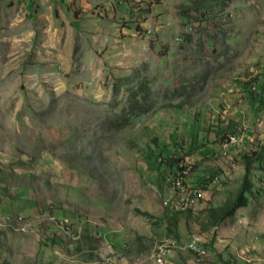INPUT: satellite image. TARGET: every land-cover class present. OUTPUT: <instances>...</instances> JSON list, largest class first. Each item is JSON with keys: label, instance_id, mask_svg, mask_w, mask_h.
Here are the masks:
<instances>
[{"label": "rangeland", "instance_id": "rangeland-1", "mask_svg": "<svg viewBox=\"0 0 264 264\" xmlns=\"http://www.w3.org/2000/svg\"><path fill=\"white\" fill-rule=\"evenodd\" d=\"M262 80L264 0H0V264H153L163 245L167 264H264V191L201 224L264 143ZM194 118L214 133L192 142ZM162 145L227 163L229 185L180 212L179 238L148 159Z\"/></svg>", "mask_w": 264, "mask_h": 264}, {"label": "trees", "instance_id": "trees-1", "mask_svg": "<svg viewBox=\"0 0 264 264\" xmlns=\"http://www.w3.org/2000/svg\"><path fill=\"white\" fill-rule=\"evenodd\" d=\"M253 87H251L249 92H251ZM255 89H257V86ZM254 96L259 102L262 104L264 103V80L260 83L259 92ZM183 103L186 104V100H184ZM169 107L171 109H179L178 104H174L173 106L170 105ZM198 123L199 120L194 118V127L191 130L192 142H197L198 137H203V133L206 131L214 133L211 129H204L199 136L200 127ZM163 134L164 143L166 145L172 140L175 145L182 148L183 142L181 139L184 137V134H180L179 138L177 134L175 136H170L169 132L166 131L163 132ZM240 135L241 133L237 136ZM166 145L159 147L157 153L156 151L153 152L154 156H149L148 159L156 161L155 166H151L152 169L155 168L153 172L156 174L159 184L161 186L163 185L160 181L165 183L168 192L171 194L170 200L167 202L170 214L167 215L166 219L169 224L168 230L179 238L176 233V228L179 223L180 212L183 210H188V212L191 211V207L200 201V192L208 191L209 188L213 187L216 183L221 182L225 186L229 185V183L224 182L227 180L228 176H226V171L223 166H226L227 163L222 158L211 157L203 159V162H199L198 164L185 165L180 156H164L162 149L166 147ZM238 164L243 168V172L238 178V186L234 191H228V196L221 204L206 208V221L201 223L205 225V227L206 224L212 227L219 226L226 219L234 217L239 209L248 207L251 202H255L258 198L262 197L261 192L264 191V188L256 185L255 179H257V177L254 171L264 170V143L261 147L250 148L248 152L243 153L240 160H238ZM138 214L148 218L152 217L147 212H141L139 210ZM154 224L153 222V227ZM170 226L173 228V231ZM207 245H210V243ZM223 264H243V262L233 258L231 260H224Z\"/></svg>", "mask_w": 264, "mask_h": 264}, {"label": "bare ground", "instance_id": "bare-ground-1", "mask_svg": "<svg viewBox=\"0 0 264 264\" xmlns=\"http://www.w3.org/2000/svg\"><path fill=\"white\" fill-rule=\"evenodd\" d=\"M256 87V86H255ZM254 87V89H255ZM231 142L232 143H236L237 142V138L233 137L231 138ZM21 219V218H20ZM195 244V240L191 241L190 247L195 250V252H199L201 254H205L206 250L204 248H202L200 245H193ZM199 246H200V250H199ZM168 251L169 249H165V245L160 246L158 249V252L156 253V255L153 257V261L154 263H158V262H165V258L168 255Z\"/></svg>", "mask_w": 264, "mask_h": 264}, {"label": "built area", "instance_id": "built-area-1", "mask_svg": "<svg viewBox=\"0 0 264 264\" xmlns=\"http://www.w3.org/2000/svg\"><path fill=\"white\" fill-rule=\"evenodd\" d=\"M243 136H244V132H243V134L242 135H240V136H233V137H240V142L242 141V138H243ZM50 218H56L55 216H50ZM57 219V218H56ZM58 221H61L63 224H65V225H67V226H69V231H70V225L68 224V221L66 220V219H57ZM191 237H193V236H191ZM193 245H199V243H198V239L197 238H195V244H193ZM188 248L190 247V246H187ZM165 249H168L166 246H165ZM157 250H158V248H157ZM157 250H156V253H157ZM199 250H200V246H199ZM169 252V251H168ZM152 255H156V254H152ZM153 264H167V260L165 261V262H158V263H153Z\"/></svg>", "mask_w": 264, "mask_h": 264}, {"label": "crops", "instance_id": "crops-1", "mask_svg": "<svg viewBox=\"0 0 264 264\" xmlns=\"http://www.w3.org/2000/svg\"><path fill=\"white\" fill-rule=\"evenodd\" d=\"M60 258H61V256H60ZM60 258H59V256H58V260H57V262H55V263H53V264H69L68 261L64 262L63 258H61V259H60Z\"/></svg>", "mask_w": 264, "mask_h": 264}]
</instances>
